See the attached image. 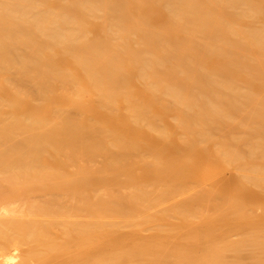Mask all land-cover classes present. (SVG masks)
Here are the masks:
<instances>
[{
  "label": "bare ground",
  "instance_id": "bare-ground-1",
  "mask_svg": "<svg viewBox=\"0 0 264 264\" xmlns=\"http://www.w3.org/2000/svg\"><path fill=\"white\" fill-rule=\"evenodd\" d=\"M0 260L264 264V0H0Z\"/></svg>",
  "mask_w": 264,
  "mask_h": 264
},
{
  "label": "rangeland",
  "instance_id": "rangeland-1",
  "mask_svg": "<svg viewBox=\"0 0 264 264\" xmlns=\"http://www.w3.org/2000/svg\"><path fill=\"white\" fill-rule=\"evenodd\" d=\"M228 176H229V174L226 173V174H224L223 176H221V178H227ZM255 214H256L257 216L262 215V214H263V211L260 210V209H257V210L255 211ZM0 261H1V260H0ZM171 263H173V262H171Z\"/></svg>",
  "mask_w": 264,
  "mask_h": 264
}]
</instances>
